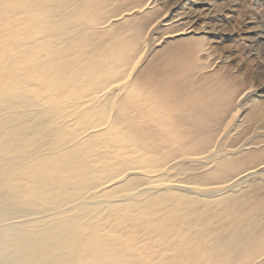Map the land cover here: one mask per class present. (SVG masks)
I'll use <instances>...</instances> for the list:
<instances>
[{"label":"bare ground","instance_id":"1","mask_svg":"<svg viewBox=\"0 0 264 264\" xmlns=\"http://www.w3.org/2000/svg\"><path fill=\"white\" fill-rule=\"evenodd\" d=\"M152 3L0 0V264H153L155 250L171 251L156 264H264V179L241 186L264 172V145L218 143L239 85L201 72L208 42L181 36L192 31L184 26L166 32L113 99L131 63V28L142 30ZM159 139L179 144L165 152L173 158L219 155L212 172L194 178L227 192H131L133 177L115 184L117 198L106 192L125 166L110 155ZM140 228L136 241L131 230Z\"/></svg>","mask_w":264,"mask_h":264},{"label":"rangeland","instance_id":"2","mask_svg":"<svg viewBox=\"0 0 264 264\" xmlns=\"http://www.w3.org/2000/svg\"><path fill=\"white\" fill-rule=\"evenodd\" d=\"M129 1L124 0L123 7L128 8ZM141 2L145 3L147 0ZM133 3L135 0H131V7ZM178 4L179 6L174 8ZM151 5L154 12L145 21L142 30L135 33L131 28V39H135L134 46H131V63L126 66L127 72L119 75L116 78L119 79L118 82L112 86L115 90L124 86L120 90H114V101L118 102L125 96V86L130 81H134L137 71L157 54L165 40L170 39L166 38V32L184 26L192 31L181 36L203 37L208 42L207 51L200 54L199 62L210 66L201 72H213L218 78H231L239 85L231 103V110L225 118L227 139L219 140L218 143L227 145L225 147L228 148V145L234 142L235 148L246 149L264 145V0H194V2L193 0H153ZM110 7L112 5H107L105 9L108 10ZM182 12L188 17H185L186 20L183 21L185 23H175L173 21L175 15ZM195 14L196 18H191L188 22L189 16ZM165 20H169V23L165 24ZM111 93L113 92H108ZM241 94L243 97L240 96ZM114 114L117 113L113 107L109 111V118L111 119ZM128 115L131 116V112ZM128 129L130 131L129 127ZM250 142L251 144L247 145ZM157 143L162 148H157L155 154L146 155L145 153ZM157 143L142 140L137 144L131 143L129 147L131 153L121 148L119 155H110L112 164L120 167L123 161L125 166H123L124 170L116 172H122V178L107 186L106 189L109 190L107 189L106 192H114L115 197L120 195V187L115 184H121L131 177L136 179L133 184L134 190L131 192L147 188V193L152 194L169 190L171 186L178 187L179 192L188 193L190 196L212 194L216 197L227 192L225 189L218 190L224 185L223 183L216 181L204 183L194 178L195 175L212 172L214 162L220 157L219 155L211 158L210 155H181L173 158L177 155H165V152L177 148L179 145L177 142H165L159 139ZM143 156H147V160H154L152 168L150 161L140 160ZM263 179L264 172H258L241 186H250ZM131 234L136 241L142 240V228L136 230V234L131 230ZM170 253L169 250L166 252L155 250L152 256L153 264Z\"/></svg>","mask_w":264,"mask_h":264}]
</instances>
